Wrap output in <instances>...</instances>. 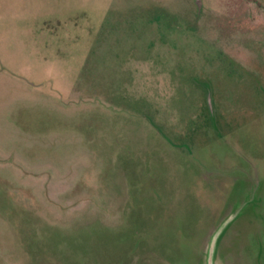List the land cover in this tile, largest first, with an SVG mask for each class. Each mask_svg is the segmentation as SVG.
I'll return each mask as SVG.
<instances>
[{"label": "rangeland", "instance_id": "obj_1", "mask_svg": "<svg viewBox=\"0 0 264 264\" xmlns=\"http://www.w3.org/2000/svg\"><path fill=\"white\" fill-rule=\"evenodd\" d=\"M211 255L264 264V0H0V264Z\"/></svg>", "mask_w": 264, "mask_h": 264}, {"label": "crops", "instance_id": "obj_2", "mask_svg": "<svg viewBox=\"0 0 264 264\" xmlns=\"http://www.w3.org/2000/svg\"><path fill=\"white\" fill-rule=\"evenodd\" d=\"M127 61V60H126ZM125 64H127V63H125ZM224 162H226V163H228L229 164V161L228 160H225V161H223V163ZM232 168L233 167H231L230 165H229V170H230V172H233V170H232ZM221 179V181L220 182H218L216 185H226L229 181H230V179H232L231 177H230V175H225L224 177H220ZM224 178V179H223ZM234 179H238V177H235Z\"/></svg>", "mask_w": 264, "mask_h": 264}, {"label": "water", "instance_id": "obj_3", "mask_svg": "<svg viewBox=\"0 0 264 264\" xmlns=\"http://www.w3.org/2000/svg\"><path fill=\"white\" fill-rule=\"evenodd\" d=\"M209 261L211 262V264H213V262H214V258H213L212 255H211V257L209 256Z\"/></svg>", "mask_w": 264, "mask_h": 264}]
</instances>
